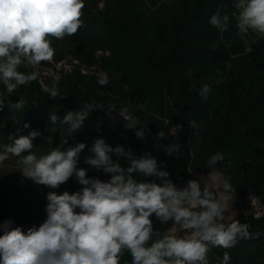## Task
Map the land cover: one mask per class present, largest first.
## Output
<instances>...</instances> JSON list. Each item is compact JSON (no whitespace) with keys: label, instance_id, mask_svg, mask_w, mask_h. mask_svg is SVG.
I'll list each match as a JSON object with an SVG mask.
<instances>
[{"label":"trees","instance_id":"obj_1","mask_svg":"<svg viewBox=\"0 0 264 264\" xmlns=\"http://www.w3.org/2000/svg\"><path fill=\"white\" fill-rule=\"evenodd\" d=\"M235 2L83 0L78 31L63 39L49 37L53 59L71 56L91 64L98 50L107 51L102 60L108 83L102 86L100 79L78 72L58 83L47 78V88L54 83L58 88L59 94L53 98L37 79L11 94L0 82V98L5 101L0 110V146L11 143L10 135H28L33 130L42 133L33 141L32 152L38 158L55 147L66 151L84 143L78 167L101 180L109 176L85 163V158L93 155L96 139H103L112 148L120 145L131 149L136 158L151 153L178 187L186 186L190 179L199 180L197 175L215 171L231 185L232 191L226 195L235 200L238 211V217L228 223L237 220L247 224L249 234L230 248L209 245V264H222L225 252L231 257L229 264H264V36L253 30L239 33ZM216 14L229 16L227 31L209 23ZM18 71L29 73L32 69L23 63ZM205 84L210 88L207 99L199 95ZM20 98L25 100L24 106L12 108L10 104ZM92 102L104 110L89 113L83 128L69 134L67 125L61 123L63 117ZM110 105L116 107L111 117L106 114ZM125 107L139 119L137 127L145 129V139H138L134 129L125 128L126 122L118 114ZM53 114L58 118L55 125L50 121ZM189 121H195L196 127L189 126ZM160 130L166 137L157 140ZM64 139L68 142L62 145ZM171 142L180 144L179 156L164 153L163 147ZM217 152L223 153V160L208 167L209 157ZM120 163L128 167L126 159ZM136 178L145 179L139 174ZM200 184L202 189L207 186ZM80 187L75 178L52 189L32 180L22 184L12 174L0 173V223L11 220L12 227H21L25 233L31 227L38 228L46 219L48 192L73 193ZM207 187L219 198L214 188ZM249 197H254L256 204ZM153 223L161 237L173 226L178 236L186 235L171 222L161 224L153 217ZM120 264H131L130 254L126 252Z\"/></svg>","mask_w":264,"mask_h":264},{"label":"clouds","instance_id":"obj_2","mask_svg":"<svg viewBox=\"0 0 264 264\" xmlns=\"http://www.w3.org/2000/svg\"><path fill=\"white\" fill-rule=\"evenodd\" d=\"M234 6L239 10L236 27L241 35L249 30L264 33V0H236ZM83 8V0H0V82L9 94L38 78L37 71L25 73L18 68L23 63L36 68L42 62H51L54 49L49 37L74 35L82 26ZM209 23L221 32L227 31L229 16L213 15ZM98 82L102 86L108 83L106 78ZM46 90L53 98L59 94L56 83ZM209 92L205 84L199 95L207 99ZM4 104L0 98V110ZM24 104L20 98L10 106L19 109ZM95 109L104 110L95 102L86 103L80 111H69L61 123L67 125L69 134L77 133ZM115 109L110 105L106 114L111 117ZM118 114L126 122V129H134L138 139H145V129L137 127L140 121L127 107ZM57 119L51 115V124L55 125ZM189 126L196 127V122L189 121ZM41 135L35 130L28 135H10L11 143L0 146V163L15 156L22 175L37 185L58 189L75 178L81 187L73 193L48 192L46 219L38 228L31 227L25 233L21 227H12L11 220L0 223V264H120L126 252L131 264H209V245L230 248L238 238L249 234L245 223L223 222L229 195L217 198L207 186L202 189L196 179L178 187L151 153L136 158L131 149L120 145L112 148L103 139H96L91 148L93 155L86 157L85 163L109 176L101 180L78 167L84 143L66 151L55 147L38 158L32 152L33 141ZM165 137L163 130L156 134L157 140ZM67 142L62 140V145ZM155 146L160 147L158 143ZM180 147L171 142L163 151L168 156H179ZM223 158L221 152L211 155L208 167ZM121 159L128 161V167L121 165ZM137 174L145 179H137ZM223 188L226 193L232 191L227 182ZM153 217L161 224L178 225L186 235L161 237ZM153 236L161 238L153 240ZM230 259L225 252L222 264H229Z\"/></svg>","mask_w":264,"mask_h":264},{"label":"built area","instance_id":"obj_3","mask_svg":"<svg viewBox=\"0 0 264 264\" xmlns=\"http://www.w3.org/2000/svg\"><path fill=\"white\" fill-rule=\"evenodd\" d=\"M95 54L97 58H100L106 56L108 53L104 50H98ZM31 69L32 71H37L39 73L37 81L43 90L47 89V78L56 80V78L59 77V79H61L62 77H67L74 72H78L84 76H93L97 79L107 78L105 70L99 66V63L93 62L91 64H85L76 57L59 60L53 59L51 62H42L41 65L36 68L31 66ZM249 200L252 204H256V199L254 197H249Z\"/></svg>","mask_w":264,"mask_h":264},{"label":"rangeland","instance_id":"obj_4","mask_svg":"<svg viewBox=\"0 0 264 264\" xmlns=\"http://www.w3.org/2000/svg\"><path fill=\"white\" fill-rule=\"evenodd\" d=\"M256 32V31H255ZM260 36H264V33H259L256 32ZM66 57V58H70ZM103 57L97 58L96 54H94V60L95 62L99 63V66L106 70L104 68L103 64ZM27 64V63H26ZM1 95V93H0ZM21 165L17 163V159L14 158L13 156H10L9 159L3 161L0 163V173L8 176L12 174V177L14 179L19 180L22 184H27L30 179L25 178L22 173L20 172L21 170ZM197 178L204 183L207 186H210L215 189L216 193L218 194L219 197L226 195V192L223 188L224 185V180L222 179L221 176H219L215 171H211L207 174H201L197 175ZM238 217V211L236 208L235 200L234 199H229L225 202V212H224V223H228L232 219H236ZM166 235H176L178 236V231L176 227H171L167 231Z\"/></svg>","mask_w":264,"mask_h":264}]
</instances>
